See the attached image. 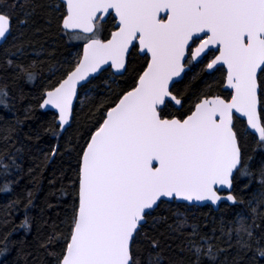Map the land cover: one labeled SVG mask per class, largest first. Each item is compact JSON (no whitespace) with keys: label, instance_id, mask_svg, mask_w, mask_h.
<instances>
[{"label":"snow or ice","instance_id":"6c2138e0","mask_svg":"<svg viewBox=\"0 0 264 264\" xmlns=\"http://www.w3.org/2000/svg\"><path fill=\"white\" fill-rule=\"evenodd\" d=\"M37 20L46 27L55 23L76 42L46 74L36 71L37 60L19 59L35 51L22 29L42 32ZM9 37L12 52L6 50L5 64L26 81L40 76L44 83L35 107L53 110L51 120L41 122L46 128L32 130L36 140L51 131L59 141L61 130L77 118L74 100L94 101L89 123L78 125L62 146H50L39 161L42 171L53 154L75 157L74 174L61 181L58 193L69 197L66 203L57 200L63 213L47 235L37 238L49 264H161L164 248L154 231L161 223L186 237L180 244L187 256L172 264H260L264 0H0V43ZM217 71L220 81L213 82ZM101 74H107L103 93L93 83ZM221 81L227 85L223 92ZM17 95L24 99L22 88ZM15 102L7 85L0 84V104L16 111ZM33 107L25 105V118ZM15 120L17 126L23 123L19 113ZM16 131L9 125L5 139ZM22 151L17 146L11 154L0 153V174L19 170L0 191L11 189L24 174ZM37 175L31 177L33 189L8 201L16 207L24 200L19 226L26 230L33 223L29 208L40 185ZM200 202L230 204L233 215L200 221L176 208L196 209ZM171 208L176 218L170 220ZM16 230L14 224L0 232V256L20 244L16 258L27 259V231L17 241L10 239ZM17 259L0 264H17Z\"/></svg>","mask_w":264,"mask_h":264},{"label":"trees","instance_id":"16d2710c","mask_svg":"<svg viewBox=\"0 0 264 264\" xmlns=\"http://www.w3.org/2000/svg\"><path fill=\"white\" fill-rule=\"evenodd\" d=\"M38 3H48L49 0H37ZM39 15V12L37 13ZM37 24L40 25L39 20ZM111 20L106 22L107 26H110ZM43 28L42 32L34 33L32 28L22 29L26 33V38L30 37L31 47L35 51L28 52L24 57H19V59L27 61L29 59H35L38 61L36 66V71L46 74L47 69L51 62L62 61L67 57L76 46V42L69 41L65 33H62L59 28L55 26V23L51 27H46L40 25ZM13 35H16L13 32ZM13 43L11 37H9L8 43H5L0 47V84H6L10 93L16 98L14 107L16 111H13L12 107H4L0 104V153L4 149L8 150L11 154L14 149L19 146L24 149L21 152L19 162L23 165L24 174L20 177L18 183H14L11 189L0 191V232L11 229L15 224L17 230L13 231L10 239H15L19 241L21 237L25 236L27 231L24 251L30 252L31 254L25 259L24 256L16 258L15 248L21 247L20 244L13 245V250L9 254L0 256V262L5 258L17 259V264H49V256L44 252L39 245V238L47 235L51 222L57 219L63 213V207L57 204V200H63L67 202L69 197H60L58 195L61 189V181L64 180L66 183V178L74 174L75 169V157L69 153H57L53 154V158L48 160L44 166L43 170H40L39 161L41 160L42 153H48L50 146H56L58 143L62 146L64 139L77 131L78 125L81 128L88 124L89 121L87 117L91 115L90 106L94 103L91 97H88L85 103L81 104L79 101L76 108L78 109L77 118L72 123L71 127L61 135L59 141L54 136L51 131L44 132L40 135L39 140L33 137V129H38L39 127H47V123L41 124L42 121L48 122L51 120L53 112H45L42 108L35 107L39 89L44 83V80L38 76L35 82H29L23 79L22 75L16 72L12 67L5 64V54L6 50L12 52L9 45ZM41 49L43 51H41ZM13 58H16L13 54ZM42 61V63H41ZM220 72L217 71L212 75V81H220ZM51 79V77H49ZM107 79V74H101L96 78L93 83L97 86L100 93L105 91L104 81ZM114 79L124 80L127 77H117ZM217 85L214 83V87ZM223 82L221 81L218 88L223 92ZM24 91V99L20 100L17 93L21 90ZM34 105L32 109V115L25 118V105ZM19 113L20 117L23 118V123L17 126L16 116ZM58 126L57 122H55ZM9 125L16 128L17 131L13 133L8 139H5V130L8 129ZM27 133L28 135H25ZM17 141L16 144L12 143V140ZM259 151V150H257ZM5 160L11 163L10 155L5 156ZM4 167L3 163H0V169ZM33 169L32 173H29L28 169ZM15 175H19V170L14 169ZM39 172L36 179L39 180V189L34 191L35 199L33 204L29 208V214L32 216V226L30 230H26L19 226V221L25 214V210L22 207L24 200L21 199L16 207L8 204L9 200H15L16 196L23 197L25 195L26 189H33L34 184L32 176ZM15 175L10 172L7 177L0 174V187L5 179L15 180ZM52 189H56L55 192ZM51 205L48 207L47 205ZM181 213H186L189 217H194L197 220L203 221L206 217L209 221L213 217H219L222 213L228 217L233 215L232 206L227 203L221 204L218 211L214 210L212 206H201L191 211H185L186 208L182 205H177ZM176 208H171L168 212V216L171 219H175ZM7 213V215H6ZM47 220L48 223L44 221ZM7 221V223H5ZM205 229L209 225H204ZM191 230V228L187 229ZM156 235L160 237L161 246L164 248L163 259L161 264H172V261L178 260L180 257H186L187 254L181 250L182 245L180 241L186 239L183 235H176L170 233V229L166 223H161L154 229ZM171 240V244H169ZM143 246L145 249L149 248V243L147 240L143 241ZM229 258L234 255V252L230 251L228 253ZM260 264H264V257H259Z\"/></svg>","mask_w":264,"mask_h":264},{"label":"water","instance_id":"95a60500","mask_svg":"<svg viewBox=\"0 0 264 264\" xmlns=\"http://www.w3.org/2000/svg\"><path fill=\"white\" fill-rule=\"evenodd\" d=\"M5 43H0V47L1 46H3ZM97 77H99V76H97ZM227 87V85H224V88L223 89H225ZM78 102H79V100L77 99V100H74V104H75V106H77V104H78ZM42 109H43V111H45V112H53V110H52V108H51V106H44V107H42ZM59 122L57 121V124H58ZM67 127V126H66ZM70 127H67V130L69 129ZM66 131L65 130H61V133L63 134V133H65ZM201 203V206H207V205H209V206H212L213 207V209L214 210H216V211H218L219 210V208H220V206H221V204H223V203H213V202H200Z\"/></svg>","mask_w":264,"mask_h":264},{"label":"rangeland","instance_id":"374dc122","mask_svg":"<svg viewBox=\"0 0 264 264\" xmlns=\"http://www.w3.org/2000/svg\"><path fill=\"white\" fill-rule=\"evenodd\" d=\"M86 95V94H85ZM87 99V98H86ZM185 211H191V208H186V210ZM190 228V225L189 226H187V229H189Z\"/></svg>","mask_w":264,"mask_h":264},{"label":"flooded vegetation","instance_id":"af4514ba","mask_svg":"<svg viewBox=\"0 0 264 264\" xmlns=\"http://www.w3.org/2000/svg\"><path fill=\"white\" fill-rule=\"evenodd\" d=\"M223 88H224V86H223ZM224 90V89H223Z\"/></svg>","mask_w":264,"mask_h":264}]
</instances>
